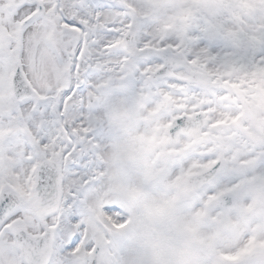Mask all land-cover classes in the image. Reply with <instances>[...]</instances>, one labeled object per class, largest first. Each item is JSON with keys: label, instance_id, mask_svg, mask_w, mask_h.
<instances>
[{"label": "snow or ice", "instance_id": "snow-or-ice-1", "mask_svg": "<svg viewBox=\"0 0 264 264\" xmlns=\"http://www.w3.org/2000/svg\"><path fill=\"white\" fill-rule=\"evenodd\" d=\"M0 264H264V0H0Z\"/></svg>", "mask_w": 264, "mask_h": 264}]
</instances>
